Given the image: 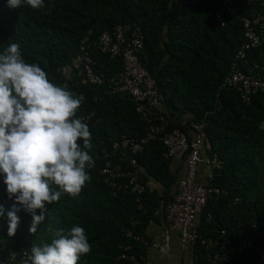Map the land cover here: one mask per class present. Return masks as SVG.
I'll use <instances>...</instances> for the list:
<instances>
[{
    "label": "trees",
    "instance_id": "1",
    "mask_svg": "<svg viewBox=\"0 0 264 264\" xmlns=\"http://www.w3.org/2000/svg\"><path fill=\"white\" fill-rule=\"evenodd\" d=\"M214 1L44 0V7L32 9L26 4L10 8L8 0H0V54L10 42L18 43L27 63L38 64L51 82L81 100L77 118L89 125L92 148L88 151L94 160V167L86 169L90 180L80 195L62 194L58 202L46 205V219L35 234L29 231L32 216L23 210L18 213L21 223L14 237L8 236L6 213L0 218V257L6 264H13L6 250L22 248L31 255L34 244L51 243L49 225L65 234L72 226L85 229L91 251L81 256L79 264H134L122 255L145 264L146 248L126 233L146 236L148 224L175 195L177 175L170 170L174 159L166 156L158 140L149 141L141 153L123 152L136 160L141 182L154 180L163 188L161 194L148 187L139 196L129 190L114 192L99 173L104 153L113 143L122 136L137 141L148 128L128 96L108 89L120 71L121 59L110 58L92 46L101 33L116 26L141 30L143 47L137 56L155 82L168 128L180 127L184 119L204 122L211 148L203 155L209 159L215 155L220 163L213 184L225 194L207 200L196 218L197 231L216 236L212 231L224 230L225 239L254 232L253 248L238 255L235 262H257L255 250L264 248V129L260 127L264 93L255 94L245 104L237 92L222 84L242 42L243 21L255 12L260 0L249 6L236 0L224 27L213 20ZM89 32V55L94 72L103 79L100 86L82 85L78 70L72 68L80 54L79 43ZM253 64L264 67V48L249 52L247 69ZM111 159L130 169L121 153ZM12 203L0 177V204L10 210ZM192 249L193 264H207V251L198 246Z\"/></svg>",
    "mask_w": 264,
    "mask_h": 264
},
{
    "label": "built area",
    "instance_id": "2",
    "mask_svg": "<svg viewBox=\"0 0 264 264\" xmlns=\"http://www.w3.org/2000/svg\"><path fill=\"white\" fill-rule=\"evenodd\" d=\"M240 1L249 6L253 0ZM235 4L236 0H215L213 15L215 23L224 27L227 17L234 12ZM90 35V32L87 33L80 41V54L74 59L72 68L78 70L82 85L100 86L103 79L94 72V62L89 55ZM92 46L110 58L121 59L120 71L110 82L108 89L111 93L128 96L135 104L136 113L148 125L146 134L139 140L122 136L119 141L113 143L109 152L104 153L105 161L99 171L104 182L114 192L129 190L137 196L142 195L147 185L140 180L136 160L127 158L123 151L135 155L141 153L149 141L158 140L165 148L166 156L182 163L185 169L183 178L177 182L172 200L168 201L165 207L162 205L158 213L162 216L166 227L178 233L180 249L185 250L189 245L203 248L207 251V264H243L235 260L238 255L253 248L254 232L248 233L246 237H243L242 233L225 239L224 230L212 231L216 236H205L197 231L196 218L207 200L225 194V191L213 184L218 176L215 170L220 168V163L215 155L211 159L202 156L204 151L211 148L204 122L184 119L180 127L174 125L168 128L170 123L161 113L155 82L137 56L143 47L141 30L136 27L127 31L123 27L116 26L109 32L101 33ZM257 48H264V0L259 1L250 18L244 19L242 42L222 84V88L237 92L245 104H249L255 94L264 93V67L256 64L249 69L246 67L249 52ZM62 72L65 73L66 69L62 68ZM120 153L127 159L130 169H124L119 163L112 161L111 158ZM201 165L207 168L204 183L197 180L198 168ZM235 202L238 200L236 199ZM207 219H211L210 214L207 215ZM132 226H137V222H133ZM126 234L146 249L151 246V242L142 235L133 234L131 231ZM2 250L5 248L2 247ZM6 254L9 262L13 264H23V261L30 256L22 248L18 251L6 250ZM255 255L257 262L254 264H264V248L256 249ZM121 258L137 263L134 256L122 255ZM0 264H6L1 257Z\"/></svg>",
    "mask_w": 264,
    "mask_h": 264
},
{
    "label": "clouds",
    "instance_id": "3",
    "mask_svg": "<svg viewBox=\"0 0 264 264\" xmlns=\"http://www.w3.org/2000/svg\"><path fill=\"white\" fill-rule=\"evenodd\" d=\"M22 4L40 9L44 0H8L10 8ZM80 106L81 100L51 82L38 64L25 61L18 43L10 42L0 54V177L13 201L10 210L0 204V218L6 213L9 237L16 235L22 210L32 216L29 231L35 234L46 219V205L62 194L77 198L90 180L92 134L77 118ZM47 230L51 243L34 244L23 264H79L90 253L83 227L72 226L66 234L51 225Z\"/></svg>",
    "mask_w": 264,
    "mask_h": 264
},
{
    "label": "crops",
    "instance_id": "4",
    "mask_svg": "<svg viewBox=\"0 0 264 264\" xmlns=\"http://www.w3.org/2000/svg\"><path fill=\"white\" fill-rule=\"evenodd\" d=\"M170 170L176 173L177 182L183 178L185 169L179 161H172ZM206 171L207 168L204 165L198 168V182H205ZM146 185L149 190L157 191L159 194L164 191L160 184L152 179H148ZM145 235V238L151 242V246L146 249L145 264H193L192 246L189 245L185 250H181L178 233L166 227L161 215L148 224Z\"/></svg>",
    "mask_w": 264,
    "mask_h": 264
}]
</instances>
